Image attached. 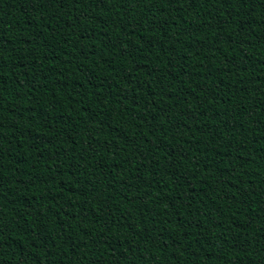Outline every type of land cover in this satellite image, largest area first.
I'll list each match as a JSON object with an SVG mask.
<instances>
[{
    "label": "trees",
    "instance_id": "16d2710c",
    "mask_svg": "<svg viewBox=\"0 0 264 264\" xmlns=\"http://www.w3.org/2000/svg\"><path fill=\"white\" fill-rule=\"evenodd\" d=\"M0 264H264V0H0Z\"/></svg>",
    "mask_w": 264,
    "mask_h": 264
}]
</instances>
